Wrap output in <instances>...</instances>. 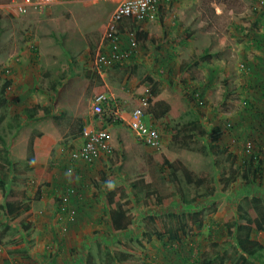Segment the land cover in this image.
I'll list each match as a JSON object with an SVG mask.
<instances>
[{"label": "rangeland", "instance_id": "obj_1", "mask_svg": "<svg viewBox=\"0 0 264 264\" xmlns=\"http://www.w3.org/2000/svg\"><path fill=\"white\" fill-rule=\"evenodd\" d=\"M97 1H84L85 7L80 4L82 9L76 17L87 25L86 29H91L89 38L94 39L95 28L108 9L103 6L105 2L95 7ZM197 3L198 13L191 17L192 27L187 30L191 37L185 38L186 32L178 28L169 31V35L175 37L178 33L183 39L182 56L169 57L170 45L160 44L155 46L160 52L149 57L148 51L154 47L148 42L145 48L138 47L145 57L130 58L125 70L127 76L133 74L139 78L153 74L162 85L172 81L191 97L190 107L177 118L169 115L155 121L147 118V123L162 137L160 148L155 150L131 139L125 150L116 140L114 153L104 168L82 180L83 186L76 189L81 197L76 205L60 203L55 207L21 196L22 201L30 203L29 210L21 212L5 230L7 237L0 244V264H84L86 258L91 264H109L111 246L132 255L129 264H198L205 256L213 258L215 264L223 256V264L237 263L238 255L226 253L233 246L227 241L223 219L232 215L237 206L245 207L251 194H258L264 200V2L197 0ZM108 6L112 9L115 5ZM9 11L0 8V16L10 19L23 16ZM47 20L43 22H53ZM6 43L7 40L2 44L4 48ZM201 126L208 132L204 137L196 140L186 137L197 133ZM5 128L0 123V173L8 180L5 157L14 149L9 136L12 131L6 132ZM178 129L175 141L173 130ZM217 129L221 135L212 141ZM165 157L180 167L174 176L160 163ZM246 160L250 162L244 164ZM258 163H262L263 171L256 178L251 174L244 178L247 169L257 167ZM183 170L203 183H188ZM232 170L237 171L235 178L223 188L225 175L220 177L231 174ZM113 173H116L110 182L113 187L125 184L127 178L137 174L148 175L152 190L162 197H173L174 203L147 212L143 193L132 196L133 191L128 190L126 195L136 200L133 202L137 214L135 230L115 238L108 232L100 195L106 179ZM32 194L35 193L29 195ZM14 195L7 198L20 199V191ZM25 225L26 232L22 229ZM169 227L179 229L178 240L167 238ZM3 228L4 223H0V229ZM155 230L162 235L166 232L162 240L156 238ZM255 238L264 245V231ZM261 254L264 261V250Z\"/></svg>", "mask_w": 264, "mask_h": 264}, {"label": "crops", "instance_id": "obj_2", "mask_svg": "<svg viewBox=\"0 0 264 264\" xmlns=\"http://www.w3.org/2000/svg\"><path fill=\"white\" fill-rule=\"evenodd\" d=\"M84 1L51 0L42 11L30 9L27 14L12 19L0 16V79L2 84L7 83L0 85V96L3 95L0 123L6 125V132L11 129L9 136L14 149L5 157L6 184L12 196L20 191V199L26 195L28 199L55 207L60 203H80L76 189L83 186L87 177L97 175L106 164L104 160L87 163L71 158V152L83 142L82 125L93 118L91 107L96 95L106 97L105 108L118 115V121L108 124L104 121L102 125L108 126L112 145L119 140L126 150L136 139L127 121L131 111L138 106V98L145 92L139 86L147 87L143 77L126 75L130 61L98 71L88 60L99 49L110 46L101 33L117 0L96 2L95 7L101 2L108 7L95 28L96 39L89 38L91 29L76 20L77 11L82 9L80 4L85 7ZM12 2L0 0V8L10 9L9 13L16 15ZM110 3L115 5L112 9L108 6ZM198 7L197 0H173L170 7L160 10L154 21L132 24L125 20L119 25V44L131 50V59L145 57L138 47L145 48L148 42L154 47L148 51L149 57L160 52L156 48L160 44L170 45L169 57H180L183 39L178 33L175 37L169 35V31L178 28L186 32L185 38L191 37L187 30L192 27L191 17L198 13ZM47 19L53 22L44 23ZM6 40L8 43L4 48L2 44ZM32 110L37 111V116L27 119ZM147 118L153 120L149 114L144 119L149 122ZM32 191L35 194L31 196Z\"/></svg>", "mask_w": 264, "mask_h": 264}, {"label": "trees", "instance_id": "obj_3", "mask_svg": "<svg viewBox=\"0 0 264 264\" xmlns=\"http://www.w3.org/2000/svg\"><path fill=\"white\" fill-rule=\"evenodd\" d=\"M185 73L186 70L183 68L181 75L184 76ZM142 81L147 87H142L143 85H140V90L143 88V91H149L145 113L149 114L153 120L161 119L166 115H169L172 118H177L190 107L191 97L187 96L186 93L178 87H175V83L172 81L162 85L159 83V79L153 74L145 75ZM2 85L6 86L7 83ZM144 93L145 92L142 94ZM142 94L140 93V95ZM0 97V100L3 99V95ZM42 113H45V111ZM36 114L37 111H30L27 119L32 117L35 118L37 116ZM107 120L108 122L113 121L112 118H108ZM115 121L118 120H114V122ZM179 131V129L173 130L175 141H177L175 138H178ZM207 133L205 127L201 126L197 129V133L189 134L186 137L188 139L196 140L204 137ZM220 135L221 131L217 129L211 137V140L216 141ZM247 162L249 163L250 161L246 160L244 164ZM160 163L166 165L171 170L173 176L180 169V167L172 163L168 157L163 158ZM261 164L258 163L257 167L255 166L254 168L250 166L247 169V174L244 175V178H247L249 174H251L253 178H256V175H259V173L263 171L264 166L262 167ZM183 172L185 173V180L188 183L195 185H201L203 183L201 179H197L196 181L192 179V175L188 171L183 170ZM236 172L237 171L232 170L231 174H223L220 177V179L224 178L225 175V178L222 181L223 188L234 180ZM115 175L116 173H113L108 179H106L107 181L104 189L100 191L103 201V210L106 215L107 229L109 234L115 238L120 234L135 230L134 221L137 214L134 211L133 202H136V200L132 201L130 197L126 195L128 190L133 191L132 196H136L137 193H143V206L147 212L161 208L164 209L174 203L173 197H162L152 190V184L148 175L137 174L131 178H127L125 184L122 183L123 187H121L122 184L113 187L110 185V182ZM95 187L97 188L96 185ZM10 195H12V192L8 189L5 177L1 176L0 173V223H4V228L0 229V244H4V238L7 237L5 230L11 227V224L16 217H18L21 212L29 210L28 202L22 201V198L9 200L7 196L11 197ZM223 220V225L228 238L227 241H229V243L231 242V246H233L230 247L226 253L238 255V260L235 264H264V261L261 259V252L264 250V245L255 238L256 234L264 231L263 198L258 194H251L248 197V204L245 207L237 206L234 213L226 216ZM22 229L26 232L28 226L25 225ZM178 232L179 229H172L169 227L167 229V238L170 240H178ZM154 234L156 238L162 240L166 232L162 235V233L160 234L155 230ZM111 250L112 253H108L109 264H129L132 255L120 251L116 246H111ZM223 261L224 256L220 258L218 264H223ZM84 264H91V262L86 258ZM198 264H215V261L213 258H206L205 256Z\"/></svg>", "mask_w": 264, "mask_h": 264}, {"label": "built area", "instance_id": "obj_4", "mask_svg": "<svg viewBox=\"0 0 264 264\" xmlns=\"http://www.w3.org/2000/svg\"><path fill=\"white\" fill-rule=\"evenodd\" d=\"M173 0H117L104 28L102 39L108 41L110 46L104 50L99 49L88 57L90 65L96 70L109 67L125 65L131 57V50L125 49L119 44V25L125 20L132 24L154 21L162 8L170 5ZM264 2V0H260ZM14 11L18 15H25L30 9L44 10L51 3V0H13ZM134 44V43H132ZM149 91L138 98V106L130 113L127 121L128 128L133 132L135 138L153 149H159L162 144V137L159 131L147 123L146 117L147 100ZM106 97L96 95L91 107L93 118L82 125L80 136L83 139L81 146L71 152L73 161L83 160L92 163L96 160L108 161L113 155V145L110 133L106 126H102L105 117L117 120V113L108 112L104 106ZM106 122V121H105ZM70 219H72V213Z\"/></svg>", "mask_w": 264, "mask_h": 264}]
</instances>
